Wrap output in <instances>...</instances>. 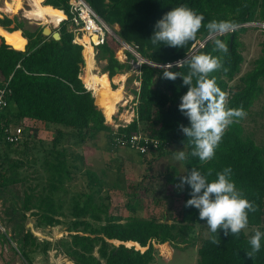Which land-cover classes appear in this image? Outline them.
Wrapping results in <instances>:
<instances>
[{
  "label": "trees",
  "instance_id": "obj_1",
  "mask_svg": "<svg viewBox=\"0 0 264 264\" xmlns=\"http://www.w3.org/2000/svg\"><path fill=\"white\" fill-rule=\"evenodd\" d=\"M85 1L122 41L134 46L150 63L143 62L139 75L135 77L139 81V88L131 91L134 103L132 120L113 130L96 105L92 91L85 87L80 77L84 65L82 45L72 41L73 33L66 25L59 28V39L42 35L40 26L33 30L23 29L27 44L20 49L6 44L4 37L0 38V86L10 78L11 89L8 105L1 116L3 126H0V150L2 147L29 143V124L41 123L45 128L55 127L52 145L44 159L47 171V184L43 189L45 192L37 196L25 192L23 214L30 211V215L36 217L37 227L61 224L62 218L66 216L64 202L57 197L58 191L65 188V182L71 179L66 149L59 146L66 136L72 139L73 144L79 145L104 131L108 133L111 144L119 139L120 144L129 147L130 137L141 132L149 138L145 143L147 152L158 151L163 154L170 145L184 148L187 159L182 161L185 168L182 175L196 168L212 181L217 178L216 173L230 167L231 180L257 208L255 212L248 213V226L260 227L264 217V140L257 143L252 138L253 134L245 131V117L234 118L216 147L214 158L201 163L198 157L191 155L192 145L179 129V125L189 126V120L178 109L180 97L187 92V86L183 85L180 77L171 80L164 76L168 71L187 75V65L175 63L179 59L196 54L221 56V53L213 51L214 38L209 36L204 26L196 38L183 48L154 45L150 38L156 22L171 8L180 5L203 14V25L212 20L233 21L237 28L215 37L228 45L229 51L223 55L227 71H215L210 74V78H214L216 85L226 94L227 108H243L249 114L264 89V38L260 54L251 61L250 68L240 74L244 61L240 33L248 28L241 24L264 22V0ZM43 5L64 9L66 12L68 10V0H44ZM12 21L14 27L7 30L22 29V22L8 17L0 18V25L7 27ZM114 25H118V30L114 29ZM202 41L203 46L195 49V44ZM118 46L121 43L109 34L103 43L96 46V57L105 60L102 71L107 72L110 78L129 68L128 63L116 57ZM126 55L135 60L131 52L126 51ZM167 63L173 64L165 66ZM236 78L237 82L231 85ZM10 123L23 128V138L16 144L4 138V127ZM150 139L156 140L155 146ZM179 178L170 180L176 186L180 182ZM18 181L20 179L0 171V187ZM177 190L182 194L180 208L176 214L161 218L136 215V191L128 194L135 201L125 202L130 211L126 216L110 212V202H96L91 193H86L82 200L74 197L69 209L70 219L65 228L67 233L58 239L57 244L73 264H151L155 259L154 243H173L180 235L190 234L199 225L207 227V232L197 245V264H264V239L261 240L260 251L252 258L246 252L251 251L248 241L255 232L248 235L242 230L238 235L225 236L223 230H220L216 234L220 240L219 246L211 243L210 230L206 221L199 219L198 209L185 206L191 198L190 187L185 185L183 189ZM4 234H0V237ZM111 240L136 241L146 249L142 251L124 243L116 245ZM49 244L48 240L39 239L30 230L25 231L20 246V255L26 262L24 264H33L32 254L36 247L42 246L44 252Z\"/></svg>",
  "mask_w": 264,
  "mask_h": 264
},
{
  "label": "rangeland",
  "instance_id": "obj_2",
  "mask_svg": "<svg viewBox=\"0 0 264 264\" xmlns=\"http://www.w3.org/2000/svg\"><path fill=\"white\" fill-rule=\"evenodd\" d=\"M5 1L0 0V6H3ZM8 1L16 11L7 13L0 10V18L8 17L22 22L23 27L20 28L22 31L23 29L33 30L38 26H44L23 16L24 10L29 6L28 0ZM63 24L68 28L70 23L66 21ZM63 24L59 23L52 29L59 31ZM0 27L10 32L6 28H13L14 22L12 21L7 27L2 25ZM247 27L244 32L240 33V40L243 44L241 51L244 57L240 74L247 71L251 66V61L258 57L264 38V28L258 22ZM108 28L113 30L110 26ZM118 28V25H114V29L118 30ZM107 34L112 35L106 32ZM0 36L3 37V35ZM117 49V52L115 51L116 57L118 58V53L123 51L124 58L120 61L129 64V68L123 70L128 72L124 82L125 96H127L131 94L132 89L137 87L135 78L137 60L128 58L126 51H130L124 49L122 45L118 46ZM94 53L95 71L103 72L105 60H99L96 57V47H94ZM84 65L80 77L85 72ZM109 79L111 86L116 87L117 83L112 78L109 77ZM236 82L237 78L231 82V85ZM133 105L132 95L126 104L118 105L112 122L106 120V123L113 130L120 125L127 124L134 115ZM243 124L245 131L253 134L252 138L257 143L264 140V89L263 93L255 100ZM28 126L29 129L31 128L27 140L29 143H19L10 148L2 147L0 150V171H4L7 176L20 179L18 182L0 187V234L5 233V236L0 237V264L26 263L20 255V246L23 233L27 230H30L39 239H46L50 243L44 252L42 246L35 248L32 254L33 264H73L59 247L57 241L67 233L65 228L70 219L69 209L72 198L79 197L82 200L86 193L93 194L96 202L107 203L109 201L110 212L122 216L130 214L125 202L129 200L130 203H134L135 198L131 199L128 196L133 191H136L138 201L135 213L140 217L161 218L164 215L170 216L176 214L180 208L182 194L170 178H178L185 172L182 161L174 159V151H184L182 146L170 145L166 147L163 154L158 151L141 153L123 144L112 145L108 133L102 131L95 138L86 140L79 145L73 144L72 139L68 136L59 143L60 147L66 149L67 160L71 168V179H68L65 182V188L57 193V197L64 202L63 209L66 216L62 218L61 224L37 227L36 217L30 215V211L23 214V198L27 191L34 196L45 192L43 189L47 184V171L44 159L52 145L55 127L45 128L41 123H33ZM256 230L264 231V217L260 227L248 226L244 229L248 235L253 234ZM206 232L207 227L196 225L190 234L180 235L173 243L167 242L173 250L170 257H164L160 248L154 243L155 259L151 264H197V245Z\"/></svg>",
  "mask_w": 264,
  "mask_h": 264
},
{
  "label": "clouds",
  "instance_id": "obj_3",
  "mask_svg": "<svg viewBox=\"0 0 264 264\" xmlns=\"http://www.w3.org/2000/svg\"><path fill=\"white\" fill-rule=\"evenodd\" d=\"M66 21L68 20L61 21L60 24ZM203 21V14H197L186 5L171 8L154 25L150 40L154 45L183 48L196 38L198 31L204 26L209 36L214 38L213 51L222 54H196L178 61L177 65H187V75L170 71L164 73L167 79L175 80L180 77L183 85L187 86V92L180 97L178 109L189 120V126L179 125V129L192 145L191 155L198 157L201 163H207L214 158L215 149L234 118L242 119L247 113L243 108H227L226 94L216 85L215 79L210 78V74L215 71H227L223 55L228 53V45L215 37L234 30L236 24L230 20H212L203 25ZM174 159L184 161L187 154L183 150L174 151ZM231 172L230 167L225 168L216 173L215 180L209 181L206 175L192 168L187 174L180 176V182L176 185L180 189L185 185L190 187L191 198L185 206L198 209L199 219L206 221L210 230L211 243L217 246L220 240L216 234L220 230H223L225 236L238 235L248 227V213L257 210L254 203L246 199L231 180ZM262 239L264 232L260 230H256L249 238L251 251L246 252L248 257L252 258L260 251Z\"/></svg>",
  "mask_w": 264,
  "mask_h": 264
},
{
  "label": "bare ground",
  "instance_id": "obj_4",
  "mask_svg": "<svg viewBox=\"0 0 264 264\" xmlns=\"http://www.w3.org/2000/svg\"><path fill=\"white\" fill-rule=\"evenodd\" d=\"M29 6L24 10L23 16L30 19L32 22L43 24L44 26H56L65 19L66 14L60 9H54L50 6L42 5L43 0H28ZM2 12H15L14 6L6 0L3 6H0ZM59 22V23H58ZM50 24V25H49ZM0 35H3L6 43L10 44L14 48H23L27 42V38L23 36L20 28L13 31H6L0 27ZM97 40V35L93 32H84L79 35L77 41L83 45L82 55L84 58V74L82 77L85 86L90 89L94 95L96 105L102 110L107 122H112L114 114L117 112L119 104H126L132 95L125 96L124 82L128 75V72L122 71L112 77V80L117 83L116 87L111 86V80L107 72L95 71V53L93 41ZM127 48V44L125 45ZM118 58L123 60L124 53L119 52ZM118 243V240H114ZM126 246H135V248L144 250L146 247H142L136 241H126ZM161 251V254L165 257H170L172 249L167 242L156 244Z\"/></svg>",
  "mask_w": 264,
  "mask_h": 264
},
{
  "label": "built area",
  "instance_id": "obj_5",
  "mask_svg": "<svg viewBox=\"0 0 264 264\" xmlns=\"http://www.w3.org/2000/svg\"><path fill=\"white\" fill-rule=\"evenodd\" d=\"M66 13H67L65 17L66 19L62 20V22H64L65 20L69 21L70 24L67 29L73 33L72 41L75 43H79L77 41L79 35H82L84 32H93L97 35V40L93 41V46L96 47L97 45L104 42V39L106 37V32L108 33L111 32L107 24L97 15V13L91 8V6L85 0H68V10ZM254 23L255 22H250V23L248 22V23H244L241 25L248 26ZM258 24L262 25L264 28V22H258ZM235 28H237V26ZM203 42L204 41L198 42L197 44H195L194 48L197 49L198 47H202ZM126 44L129 45V48L125 47ZM121 45L124 47V49H128L135 56V60H137L135 63V68H136L135 70L137 71V75H139L140 73L139 68L141 64L143 62H147V63H150V62L147 59L141 57V55L136 51L134 46L126 42L121 43ZM178 61H181V59L175 61V63H177ZM171 64L173 63H167L165 64V66H169ZM9 80L10 78H8L3 83V85L0 86V126H3L1 116H2V113L5 112L4 111L5 107L8 105V100L11 95V89L9 87ZM138 88H139V81H137L136 89L138 90ZM4 132H5L4 133L5 140H7L10 143L16 144L23 138V128L22 126L18 124L10 123L8 127L6 128L4 127ZM148 140L149 138L146 134L138 132L130 137L128 141L129 147L134 148L141 153H144V152L146 153L147 147L145 143ZM141 141H143L144 143H141ZM150 141L153 142L154 146L156 145V140L150 139ZM120 143L121 141L119 139H116V141L112 143V145L116 146V145H119Z\"/></svg>",
  "mask_w": 264,
  "mask_h": 264
},
{
  "label": "water",
  "instance_id": "obj_6",
  "mask_svg": "<svg viewBox=\"0 0 264 264\" xmlns=\"http://www.w3.org/2000/svg\"><path fill=\"white\" fill-rule=\"evenodd\" d=\"M111 30V29H110ZM120 43H123L124 41L121 40V38L113 31L111 30L110 32ZM42 35L44 36H51L54 39H59L60 38V33L58 30H53L51 26H43L42 27ZM1 38H3L2 36H0ZM4 40V38H3ZM231 40H232V36H231ZM5 42V41H4ZM6 43V42H5ZM7 44V43H6ZM9 45V44H8ZM142 57V56H141ZM112 242H114L116 245H119L121 243H124L123 241H119L118 243H116L114 240H111ZM126 245V244H125ZM135 247V246H134ZM137 249V248H136ZM146 249V248H145ZM144 249V250H145Z\"/></svg>",
  "mask_w": 264,
  "mask_h": 264
},
{
  "label": "crops",
  "instance_id": "obj_7",
  "mask_svg": "<svg viewBox=\"0 0 264 264\" xmlns=\"http://www.w3.org/2000/svg\"><path fill=\"white\" fill-rule=\"evenodd\" d=\"M130 95V94H129ZM173 251V250H172Z\"/></svg>",
  "mask_w": 264,
  "mask_h": 264
}]
</instances>
